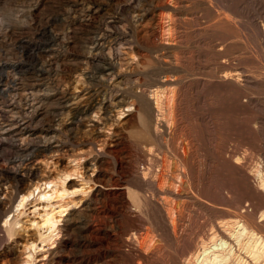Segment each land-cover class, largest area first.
I'll list each match as a JSON object with an SVG mask.
<instances>
[{
  "label": "rangeland",
  "instance_id": "374dc122",
  "mask_svg": "<svg viewBox=\"0 0 264 264\" xmlns=\"http://www.w3.org/2000/svg\"><path fill=\"white\" fill-rule=\"evenodd\" d=\"M30 166L0 264H185L233 220L264 238V0H0V179Z\"/></svg>",
  "mask_w": 264,
  "mask_h": 264
},
{
  "label": "bare ground",
  "instance_id": "6f19581e",
  "mask_svg": "<svg viewBox=\"0 0 264 264\" xmlns=\"http://www.w3.org/2000/svg\"><path fill=\"white\" fill-rule=\"evenodd\" d=\"M111 68L112 65L110 63L101 68V79L109 80L108 75ZM223 77L228 78V74H224ZM154 96L156 97L157 95L155 94ZM154 105L157 109V99L154 102ZM74 173L79 174L80 172H78V169H75L72 172H64L57 178L58 181L55 179L48 182L46 181L44 184H53L55 187L52 189L51 194H53V197L56 199L63 200V198L69 193V187L67 185L68 178ZM35 177V167L30 166L27 169V172L17 179L15 184L10 183L7 188L5 187L8 184L7 180L3 178L0 179V195H3L4 197L3 199L0 198V208L3 209L8 202L17 199L18 197H20L18 200V206H21L25 199L33 194L34 190L40 188L38 182L34 189H31L30 187V182ZM50 199H52V197ZM48 206H50L49 209H44L42 213H39L38 219H33L38 240L40 243H46V245L55 242L60 233L59 222L66 210L64 209L66 205H59L58 210H55L56 207H54V205L50 204ZM262 221H264V211L259 214L258 222ZM230 222L232 223L229 224ZM230 222H219L216 230L212 231L208 241L205 242L204 240H201L198 246L189 253L185 264H229L231 258L235 259V264H264V238L256 234L253 230V232L249 230L248 227L243 222L240 223L239 220H233ZM243 236L253 243L248 252L244 250V253H246V259H243L239 255L241 253L239 249H237L239 252L238 255L235 254L233 249L234 244L237 246L239 245L240 247L239 242ZM244 246H246V244ZM32 248L34 249L35 245H32ZM233 254L235 255V258L232 256Z\"/></svg>",
  "mask_w": 264,
  "mask_h": 264
}]
</instances>
